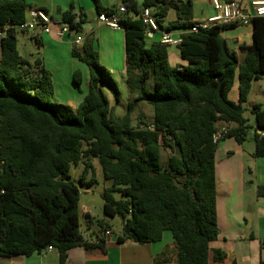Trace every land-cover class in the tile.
<instances>
[{"label":"trees","instance_id":"16d2710c","mask_svg":"<svg viewBox=\"0 0 264 264\" xmlns=\"http://www.w3.org/2000/svg\"><path fill=\"white\" fill-rule=\"evenodd\" d=\"M94 1L98 14L115 11L104 9L101 0ZM123 4L128 9L123 30L130 98L127 114L118 117L102 89L105 86L118 103L117 82L89 42L71 51L89 72L88 92L74 109L56 101L52 74L43 59L19 54L18 30L29 20L27 0H0L4 34L0 41V257H29L52 247L60 264H65L72 248L104 250L102 244L86 242L81 233V190L70 174L72 166L84 163L86 179L93 173V159H98L104 178L113 184L103 193L104 215L123 219L119 243H155L169 231L179 264L226 260L223 251L210 248L219 236V142L214 136L219 122L236 125L222 133L221 140L235 138L242 144L249 136L244 105L253 83L264 78V17L251 19L253 42L239 47L242 58L222 37L226 27L216 26L182 35L177 49L187 65L173 67L170 45L148 44L141 10L152 9L160 24L172 10L177 18L166 30H190L193 4L178 0H142L141 4L123 0ZM74 19L71 12L63 16L71 30L78 29ZM236 80L239 98L234 102L229 95ZM73 82L80 89V71L74 73ZM141 103L153 108V121L135 126L132 116ZM252 114L253 155L264 158V137L258 133L264 129L262 105L255 104ZM95 182L93 173L90 184ZM259 194L264 196V187Z\"/></svg>","mask_w":264,"mask_h":264},{"label":"crops","instance_id":"0c3cea01","mask_svg":"<svg viewBox=\"0 0 264 264\" xmlns=\"http://www.w3.org/2000/svg\"><path fill=\"white\" fill-rule=\"evenodd\" d=\"M101 1L104 9L113 8L116 11L123 4V0ZM178 1L193 4L192 22L194 24L205 23L216 14L211 0ZM238 1L243 5L244 13L254 17L253 3L262 0ZM27 2L29 4L28 19L29 11L34 8L46 10L53 18L50 34H46L41 27H38L42 30V35L37 44L43 47L44 52L43 56L36 58L43 59L46 69L52 74L56 89L62 88L63 67H66L64 64L66 63L68 74L69 67H73L72 81L74 73L82 71V86L86 85V94L88 92L89 72L86 65L80 61V63L74 60L70 61L68 58L72 48L76 46L74 39L78 35H82L84 42H89L94 47L100 55L101 63L110 72L125 74L124 30L114 31L100 23L97 20L98 8L94 0H27ZM138 2L141 4L142 0H138ZM69 12L74 15V22L78 25V29L71 30L69 34L59 38L57 32L64 23L63 16ZM176 18V13L172 10L169 11L162 24L163 28L166 29L168 24L175 21ZM36 29L37 27L30 30L28 35L31 39L34 38ZM188 31L189 29H177L169 32L174 37H179ZM148 36V44L161 40V32L148 33ZM2 37H4L3 33L0 36V41ZM222 37L226 40L229 48L242 58L238 49L240 46L252 44L253 24L226 28ZM169 62L173 67L187 65V62L181 59L177 47L169 49ZM76 89L72 87L68 96L61 94L60 102L69 104L76 109L82 101L81 97H77L80 94ZM260 92L264 93V82L260 87ZM85 96H83V100ZM229 98L234 102L238 101V80L235 81ZM235 126L234 123L226 122L217 124L218 132L221 133H226ZM247 141L248 138L244 143L239 144L235 138H225L219 141L217 149L216 193L219 236L216 241L210 243V248L212 252L221 250L225 253L226 260L222 264H264L262 245L264 242V196L259 194V188L264 187V158L254 157L255 144L252 149L248 150L245 146ZM86 215L90 220L93 218L90 212H87ZM103 221L106 229L103 228L102 233L83 236L88 243L102 244L104 250L101 248H72L68 251L65 264H179L177 248L171 232H165L163 239L155 243L138 244L132 241L119 243L118 235L121 233L115 232L108 219ZM108 231L110 234H107ZM0 264H60V257L55 249L44 250L29 257L21 255L11 258L0 257Z\"/></svg>","mask_w":264,"mask_h":264},{"label":"rangeland","instance_id":"374dc122","mask_svg":"<svg viewBox=\"0 0 264 264\" xmlns=\"http://www.w3.org/2000/svg\"><path fill=\"white\" fill-rule=\"evenodd\" d=\"M37 26L36 33L34 38L31 39L28 35L29 33H25L18 30V51L19 54L28 59H34L39 56H43L44 49L42 46L37 44V41L40 40L42 35V30ZM0 34L2 35L1 31ZM0 35V36H1ZM176 51V50H174ZM65 55V54H64ZM66 58V57H64ZM68 58L70 61L74 60L77 63H80L78 59H74L69 53ZM66 67L64 68L63 73V85L62 88L56 89V101L60 102L61 94H65L68 96L71 92V88L74 87L76 89V85H74L72 81V71L73 67H69V74L67 73V64L64 63ZM103 65V64H102ZM86 68V67H84ZM80 70V69H79ZM82 73V71L80 70ZM113 78L117 82L118 89L121 93L120 101L116 103L111 92L105 87L102 86V89L108 98L111 106L115 108V114L118 117H124L128 112V101L129 94L127 89V78L126 74H121L119 72H111ZM264 79L255 81L253 83V89L249 96L248 102L244 105L245 113L244 116L249 118V122L251 125V129L249 132L248 141L245 144L246 148L252 149L254 147L255 141L253 139V132L256 126L255 117L252 114V109L255 104H261L264 109V93L260 92V87L263 85ZM77 93L80 94L77 97H81L83 101V96L86 94V85L77 88ZM58 95V96H57ZM81 101V102H82ZM153 108L147 103H141L138 109L133 113L132 119L133 124L135 126L139 125V123H151L153 121ZM165 157L168 156L169 152H165ZM93 173L96 178V182L90 184V180L93 176L92 172H89V176L85 179L83 178V172L85 169L84 163H81L78 166H72L70 169V174L72 178L78 182V185L81 190V201H80V214H81V233L85 236H94L96 233H102V225H104V219H108L110 225L115 230L117 234L122 233L123 229V219L121 217L109 218L104 215L103 212V193L106 188L112 187V182L108 181L104 178L103 170L100 165L98 159H93ZM82 179L83 184L80 182ZM116 198H120L119 194H115ZM87 212H90L93 218L90 220L86 215ZM102 224V225H101Z\"/></svg>","mask_w":264,"mask_h":264},{"label":"built area","instance_id":"2783aa9c","mask_svg":"<svg viewBox=\"0 0 264 264\" xmlns=\"http://www.w3.org/2000/svg\"><path fill=\"white\" fill-rule=\"evenodd\" d=\"M211 3L215 9L216 14L210 18L205 23L194 24L188 32H198L200 29H210L212 27H233L237 25H250V17L244 13L243 7L238 0H211ZM253 6L255 7V16L254 17H263L264 16V0L254 2ZM128 12L127 6L122 4L120 8L113 12H103L98 14L97 20L104 26L114 30L121 31L124 29L123 20L124 15ZM141 19L143 24L147 29V33L161 32L162 44L170 45L171 47L179 46L183 39L182 36L174 37L171 32L164 29L162 24H160L150 8H143L141 10ZM53 25V18L49 13H46L38 8L31 9L29 11V20L20 26V29L31 30L35 27L40 26L46 34L51 33V27ZM71 32V28L68 23H63L60 29L57 32V36L62 38ZM84 38L82 35H78L74 39L76 47H82ZM260 136L264 137V129L258 130ZM221 132H218L214 136V142H219L221 140ZM107 234H110L108 231ZM47 250H53L52 247H49Z\"/></svg>","mask_w":264,"mask_h":264}]
</instances>
